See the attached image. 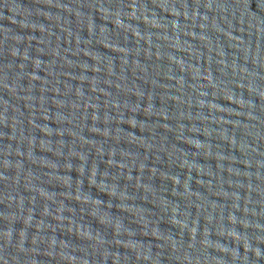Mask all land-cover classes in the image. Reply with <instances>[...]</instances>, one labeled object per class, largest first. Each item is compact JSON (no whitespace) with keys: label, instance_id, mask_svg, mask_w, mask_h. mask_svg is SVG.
<instances>
[{"label":"water","instance_id":"water-1","mask_svg":"<svg viewBox=\"0 0 264 264\" xmlns=\"http://www.w3.org/2000/svg\"><path fill=\"white\" fill-rule=\"evenodd\" d=\"M0 264H264V0H0Z\"/></svg>","mask_w":264,"mask_h":264}]
</instances>
